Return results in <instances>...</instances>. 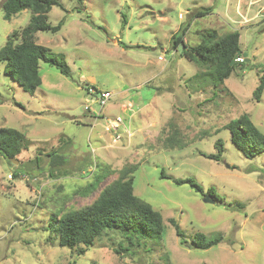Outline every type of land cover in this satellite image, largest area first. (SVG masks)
<instances>
[{
    "label": "rangeland",
    "instance_id": "374dc122",
    "mask_svg": "<svg viewBox=\"0 0 264 264\" xmlns=\"http://www.w3.org/2000/svg\"><path fill=\"white\" fill-rule=\"evenodd\" d=\"M59 1L65 10L53 6L47 15L51 24L64 19L61 29L38 31L35 39L64 54L70 74L39 61L41 85L29 93L0 62V126L28 139L14 158L0 154V264H264V152L244 157L224 127L247 113L264 133V89L260 100L253 97L264 70V0ZM207 6L210 13L191 18ZM29 15L23 9L4 19L0 8V47ZM187 20L191 46L208 29L240 31L243 61L234 60L223 84L189 78L204 66L183 56L182 43L171 46ZM100 92L108 93L103 104ZM218 138L222 160L204 157L216 152ZM52 150L66 156L54 170ZM129 165L133 193L161 213L162 238L130 245L110 229L82 254L81 244L60 246L50 216L90 203ZM185 177L203 190L172 181ZM91 182L97 184L87 191ZM209 187L223 199L204 201ZM196 231L220 233L223 241L192 248Z\"/></svg>",
    "mask_w": 264,
    "mask_h": 264
},
{
    "label": "trees",
    "instance_id": "16d2710c",
    "mask_svg": "<svg viewBox=\"0 0 264 264\" xmlns=\"http://www.w3.org/2000/svg\"><path fill=\"white\" fill-rule=\"evenodd\" d=\"M53 6L65 10L59 0H3L0 6L4 19H9L23 9L29 11L27 24L14 30L0 47V62H4V73L29 93H33L41 85L39 61L56 67L65 76L70 74L64 54L50 52L47 46L38 43L35 39V33L38 31L55 33L61 29L64 19L56 24H51L48 20L47 13ZM211 11V6L198 8L191 18L203 16ZM189 23L190 21L187 20L186 24L181 25L172 35L171 46L175 48L182 43L183 56L204 66L203 71H196L189 78L193 76L191 79L198 77L202 81L209 80L212 86L223 84L224 79L235 68L234 60L240 52V31L232 29L218 33L214 29H208L200 34L199 43L191 46L184 40ZM263 89L264 70L258 74V82L253 90L255 100H260ZM102 93L100 92V97ZM100 115L98 117L102 118ZM224 127L230 134L231 142L244 157L252 158L264 152V133L258 129L247 113H241L238 117L230 119ZM111 128L114 130L112 126ZM174 132L175 129L166 136L165 144L168 140L171 141ZM175 141L178 142L175 146L182 147L180 140L175 139ZM27 143L25 134L18 129L0 126V154L7 158H14L22 149L27 148ZM214 145L216 152L202 155L212 160H222V140L218 138ZM48 154L51 170L65 162L66 156L57 150H52ZM133 169L135 165H129L124 170H120L118 177L103 186L97 197L90 203L62 213L60 217L57 214L50 216L48 229L54 232L60 246L73 248L81 244L84 249H80L79 253L82 254L96 238L110 229L118 230L130 245H133L134 239L139 241L144 237L157 240L162 238L165 225L161 213L149 202L133 193V175L130 174ZM100 176L103 178L102 175ZM160 177L170 178L164 170L160 171ZM172 181L178 185L188 184L196 192L203 190L193 177L172 178ZM96 182L89 183L86 190L92 191ZM207 192L212 198L223 199L213 187L207 188ZM169 221L176 234L183 242H186L175 219L170 218ZM222 241L223 235L220 233L208 236L201 231H196L191 237L190 245L192 248L208 249Z\"/></svg>",
    "mask_w": 264,
    "mask_h": 264
},
{
    "label": "built area",
    "instance_id": "2783aa9c",
    "mask_svg": "<svg viewBox=\"0 0 264 264\" xmlns=\"http://www.w3.org/2000/svg\"><path fill=\"white\" fill-rule=\"evenodd\" d=\"M235 61H236V62H242V61H243V58L240 57V56H237V57H235ZM107 98H108V93H107V92H103V93L101 94V97H100V99H99V102H100L101 104H103L104 101H105ZM117 120H119V117H116V121H117ZM111 125H114L113 122H112ZM117 137L119 138V136H117Z\"/></svg>",
    "mask_w": 264,
    "mask_h": 264
},
{
    "label": "water",
    "instance_id": "95a60500",
    "mask_svg": "<svg viewBox=\"0 0 264 264\" xmlns=\"http://www.w3.org/2000/svg\"><path fill=\"white\" fill-rule=\"evenodd\" d=\"M203 200H204V201L213 202V199H212L211 196H205Z\"/></svg>",
    "mask_w": 264,
    "mask_h": 264
},
{
    "label": "crops",
    "instance_id": "0c3cea01",
    "mask_svg": "<svg viewBox=\"0 0 264 264\" xmlns=\"http://www.w3.org/2000/svg\"><path fill=\"white\" fill-rule=\"evenodd\" d=\"M143 106H144V105H143ZM143 106H141V107L143 108ZM141 107H138L136 110H138V109L141 108ZM151 123H152V121H151ZM113 131H115V130H112V132H113Z\"/></svg>",
    "mask_w": 264,
    "mask_h": 264
}]
</instances>
